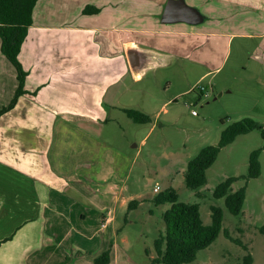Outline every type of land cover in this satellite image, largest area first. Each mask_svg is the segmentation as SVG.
Returning a JSON list of instances; mask_svg holds the SVG:
<instances>
[{"label":"crops","instance_id":"0c3cea01","mask_svg":"<svg viewBox=\"0 0 264 264\" xmlns=\"http://www.w3.org/2000/svg\"><path fill=\"white\" fill-rule=\"evenodd\" d=\"M167 1L37 3L20 53L26 92L0 118V264H95L108 249V264H139L122 258L117 241V212L132 195H124L130 188L124 179L104 185L113 171L106 160L116 150L103 128L114 122L115 111L134 106L127 95L133 83L180 58L183 37L230 34L203 30L201 20L163 22ZM202 1L185 0L192 7ZM208 1L209 18L230 11L220 0ZM88 5L100 12L84 13ZM161 35L176 42L165 46ZM130 48L143 53L135 56L142 65L132 66ZM18 85L0 38V109ZM179 157L171 153L174 163ZM88 203L108 208L88 214Z\"/></svg>","mask_w":264,"mask_h":264},{"label":"rangeland","instance_id":"374dc122","mask_svg":"<svg viewBox=\"0 0 264 264\" xmlns=\"http://www.w3.org/2000/svg\"><path fill=\"white\" fill-rule=\"evenodd\" d=\"M210 2L194 4L197 20H201L197 26L230 34L183 37L180 41L186 46L180 49V58L173 56L168 66L148 70L127 92L135 102L130 107L149 114L152 121L136 122L120 110L113 113L114 122L103 128V138L113 143L116 150L106 160L113 171L104 185L110 187L112 180L124 179L130 187L124 190V195H132L126 207L118 209L115 223L117 241L125 249L121 253L126 262L131 258L139 264L146 263L157 255L155 239L165 228L163 213L171 206L169 202H155L158 193L154 187L158 182L161 190L176 188L182 201L199 202L206 224L212 221L213 205L223 209V229L217 239L201 249L194 261L184 264H241L249 252L254 256L253 264H264L261 129L240 134L224 146L207 169L204 186L191 189L185 182L188 161L204 146L217 144L226 126L245 117L264 125V0H220L230 11L227 9L224 16L213 18L206 12ZM175 39L167 38L164 42L161 35L165 46L175 43ZM201 86H205V93ZM165 102V108L161 109ZM193 109L197 114H193ZM259 147H263L261 174L240 178L232 185L233 190L246 185L243 210L235 214L226 206L224 197L214 196V190L229 176L247 175L250 154ZM171 153H179L178 162L172 161ZM169 169L174 171L168 175ZM133 199H138L139 204L132 206ZM84 207L88 214H99L108 208L90 203ZM225 230L234 239L226 236Z\"/></svg>","mask_w":264,"mask_h":264},{"label":"trees","instance_id":"16d2710c","mask_svg":"<svg viewBox=\"0 0 264 264\" xmlns=\"http://www.w3.org/2000/svg\"><path fill=\"white\" fill-rule=\"evenodd\" d=\"M39 0H0V38L1 49L5 56L16 67L19 85L15 96L8 105L0 109L1 116L15 106L19 97L26 92L25 84L27 70L20 60L23 43L28 35L29 28L34 22V11ZM100 8L88 5L84 13H98ZM205 91V90H204ZM203 91V93H205ZM125 112L134 121L147 123L152 117L135 108H124ZM256 128L261 129L264 138V125L252 117H245L226 126L217 144L204 146L199 153L188 161L185 172L186 185L191 189H199L207 183V169L214 164L221 149L232 143L238 135L248 133ZM263 147L253 150L249 158V172L242 176H229L221 181L214 190V196L225 198L226 206L235 214H239L246 199V185L237 190L232 185L240 178L249 179L261 174L260 155ZM157 204L171 203L163 213L165 228L155 239L157 255L151 261L140 264H184L194 261L198 252L211 245L223 229V209L212 206V221L206 224L201 215L199 202H188L179 199L176 188L170 186L158 192L154 198ZM132 206L140 201L133 199ZM225 234L231 237L228 230ZM6 238L5 240H7ZM234 239V238H233ZM3 240V241H5ZM236 241L241 242L239 239ZM2 242H0L1 244ZM246 248L248 245L244 244ZM111 261V250L108 249L95 258V264H108ZM254 256L251 252L245 254L241 264H253Z\"/></svg>","mask_w":264,"mask_h":264},{"label":"water","instance_id":"95a60500","mask_svg":"<svg viewBox=\"0 0 264 264\" xmlns=\"http://www.w3.org/2000/svg\"><path fill=\"white\" fill-rule=\"evenodd\" d=\"M177 20H187L191 22H197V16L194 7L190 6L185 0H168L164 8L162 15L163 22H171ZM129 56L131 59L132 66L142 65L141 62L135 59L139 53L143 54L135 48L128 49Z\"/></svg>","mask_w":264,"mask_h":264},{"label":"built area","instance_id":"2783aa9c","mask_svg":"<svg viewBox=\"0 0 264 264\" xmlns=\"http://www.w3.org/2000/svg\"><path fill=\"white\" fill-rule=\"evenodd\" d=\"M206 88L205 86H201V90L204 91ZM193 114H197V111L195 109L192 110ZM161 190V186L158 183L157 186L155 187V191H160Z\"/></svg>","mask_w":264,"mask_h":264}]
</instances>
